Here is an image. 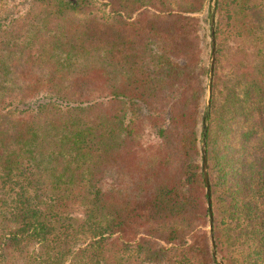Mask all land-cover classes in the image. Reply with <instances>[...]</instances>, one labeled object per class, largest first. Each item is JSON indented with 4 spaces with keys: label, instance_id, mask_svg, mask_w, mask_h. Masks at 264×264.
Returning a JSON list of instances; mask_svg holds the SVG:
<instances>
[{
    "label": "trees",
    "instance_id": "16d2710c",
    "mask_svg": "<svg viewBox=\"0 0 264 264\" xmlns=\"http://www.w3.org/2000/svg\"><path fill=\"white\" fill-rule=\"evenodd\" d=\"M212 5L0 0V264H216ZM214 18L215 246L264 264V0Z\"/></svg>",
    "mask_w": 264,
    "mask_h": 264
},
{
    "label": "water",
    "instance_id": "95a60500",
    "mask_svg": "<svg viewBox=\"0 0 264 264\" xmlns=\"http://www.w3.org/2000/svg\"><path fill=\"white\" fill-rule=\"evenodd\" d=\"M215 5L216 0H213V5L209 10V28H210V56H209V67H208V77H207V84H206V92H205V109L202 118V130H201V154H202V173L203 179L206 186V196H207V207H208V229H209V236H210V244H211V252L212 256L216 262V264H223V261L220 259L216 252L214 236H213V212H212V205H211V190H210V182L208 177V170H207V154H206V131H207V117L211 106V88H212V77H213V69L215 63V35H214V27H215Z\"/></svg>",
    "mask_w": 264,
    "mask_h": 264
},
{
    "label": "rangeland",
    "instance_id": "374dc122",
    "mask_svg": "<svg viewBox=\"0 0 264 264\" xmlns=\"http://www.w3.org/2000/svg\"><path fill=\"white\" fill-rule=\"evenodd\" d=\"M209 17V16H208ZM203 20L205 21V22H207V9H206V12H204L203 13ZM209 20V19H208ZM210 29V28H209ZM211 49V48H210ZM210 56V55H209ZM205 104V103H204ZM200 148H201V146H200ZM207 154V153H206ZM208 170V169H207ZM215 242V241H214ZM216 247V246H215ZM216 252H217V250H216ZM212 253V252H211ZM218 254V253H217ZM218 256H219V254H218ZM220 257V256H219ZM220 259L222 260V258L220 257ZM223 261V260H222ZM216 263V262H215ZM224 264V263H223Z\"/></svg>",
    "mask_w": 264,
    "mask_h": 264
}]
</instances>
